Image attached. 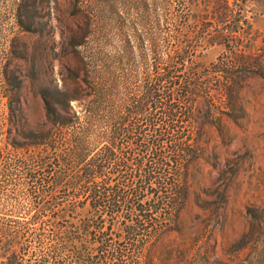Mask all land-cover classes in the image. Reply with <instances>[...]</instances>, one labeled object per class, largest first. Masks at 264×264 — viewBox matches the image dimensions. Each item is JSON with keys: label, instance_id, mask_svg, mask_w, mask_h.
<instances>
[{"label": "trees", "instance_id": "1", "mask_svg": "<svg viewBox=\"0 0 264 264\" xmlns=\"http://www.w3.org/2000/svg\"><path fill=\"white\" fill-rule=\"evenodd\" d=\"M52 4L71 11L57 28L58 79L36 88L42 124H28L22 82L11 85L4 73L10 96L0 117V264H132L186 197L182 176L198 147L182 140L177 125L184 118L212 124L215 95L231 118L244 76L212 64L208 75L221 81L201 86L202 72L192 66L193 79H185L183 58L194 63L197 55L182 46L179 24L192 0H150L148 10L145 0H15L20 27L38 36L56 31L42 21L31 30L34 13L49 9L51 16ZM134 10L144 29L135 37ZM144 19L164 30L149 36ZM169 130L175 137L167 141ZM147 196L159 200L141 204ZM20 200L22 220L11 222L7 212L19 213Z\"/></svg>", "mask_w": 264, "mask_h": 264}, {"label": "rangeland", "instance_id": "2", "mask_svg": "<svg viewBox=\"0 0 264 264\" xmlns=\"http://www.w3.org/2000/svg\"><path fill=\"white\" fill-rule=\"evenodd\" d=\"M145 3L148 10L150 0ZM52 7L51 16L47 15L49 9L34 13L31 30L39 29L38 22L42 21L56 27V31L38 36L20 27L15 0H0V117L6 114V97L10 96L6 72L9 84H16L17 79L22 82L21 98L27 102L25 114L31 127L44 122L36 88L58 79L57 28L71 11L62 14L54 4ZM147 10L144 14L148 19ZM183 11L179 24L182 46L187 42V53L195 50L197 55L194 63L189 56L183 58L185 79H193L192 71H188L192 66L202 72L201 86L221 81V75H208V68L214 64L215 68L231 70L233 76H244L240 80L244 88L232 103L237 110L232 111L231 118L224 115L225 102L215 95L212 124H203L201 119L195 124L184 118L177 125L182 140L187 137L198 147L197 159L182 176L186 197L175 220L159 238L142 246L132 264H264V0H192L190 17L186 18ZM136 12L131 18L133 37L144 30L135 24ZM146 21L149 36L164 30L161 23L153 30V20ZM26 53L29 59L24 61ZM188 103L182 100V115L189 110ZM237 104L242 105V113ZM171 132L166 131L164 139L172 140L175 136ZM4 164L3 161L0 167ZM158 200V196H147L140 202L151 204ZM24 204L20 200L21 207L16 209L19 213L11 208L14 213L7 212L10 215L6 218L11 222L22 220L17 216H22ZM146 214L150 216V212Z\"/></svg>", "mask_w": 264, "mask_h": 264}]
</instances>
